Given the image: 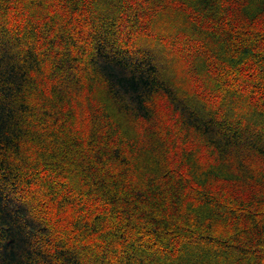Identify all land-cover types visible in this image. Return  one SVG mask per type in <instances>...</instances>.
<instances>
[{
  "label": "trees",
  "instance_id": "obj_1",
  "mask_svg": "<svg viewBox=\"0 0 264 264\" xmlns=\"http://www.w3.org/2000/svg\"><path fill=\"white\" fill-rule=\"evenodd\" d=\"M0 264H264V0H0Z\"/></svg>",
  "mask_w": 264,
  "mask_h": 264
},
{
  "label": "rangeland",
  "instance_id": "obj_2",
  "mask_svg": "<svg viewBox=\"0 0 264 264\" xmlns=\"http://www.w3.org/2000/svg\"><path fill=\"white\" fill-rule=\"evenodd\" d=\"M178 48H179V46L175 47V49H173V48L169 49L168 47L163 48L161 50L162 52L160 54L161 65H163V66L166 65L165 67H167L166 68L167 71L164 70L165 71L164 74L166 75V78L169 77L170 79H172L173 84L176 87H179L183 92H185V94L187 96L185 99H189L191 97L197 96L199 94V92H201V89L203 88V83L202 82H195V81H188L187 83H185V85L179 84V82H178L179 80H183V81L187 80L186 76H187L188 71L190 70V67H189V62L186 60V56L184 57L183 54H180ZM191 64H192V62H191ZM168 71H171V73L168 74ZM176 80H178V81H176ZM190 87L192 88V90L190 89ZM196 99H197V97H196ZM153 102H154V106H155L154 108L157 109V111L158 110L164 111L166 104H165L164 100L161 99V97H159V96L155 97ZM167 110L168 109H166V111ZM160 114H161V112H160ZM163 128L164 127L162 126V123L157 126L158 136L160 138L163 136V133H164ZM161 129H163V130H161ZM166 139H167V137H166ZM189 142H193V141L189 140ZM193 144H195V143H193ZM140 146H142V145H140ZM195 147H198V146L195 145L194 148ZM198 152L200 153V157H201L202 162L204 164H211L212 163L211 160L208 161V152H207V150L204 149V147L196 148V150L192 151V153H194L195 155H198L199 154ZM245 154H247V153H245ZM245 165L247 166V164H245ZM234 166L236 167L237 163H235V164L233 163V164L229 165L228 168L231 170H236L234 168ZM247 167H244V168H247ZM152 253H154V252H152Z\"/></svg>",
  "mask_w": 264,
  "mask_h": 264
}]
</instances>
